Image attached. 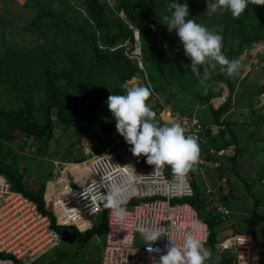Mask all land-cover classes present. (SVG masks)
<instances>
[{"label":"rangeland","instance_id":"374dc122","mask_svg":"<svg viewBox=\"0 0 264 264\" xmlns=\"http://www.w3.org/2000/svg\"><path fill=\"white\" fill-rule=\"evenodd\" d=\"M68 1L70 8L66 10L65 4L61 0H0V61L3 58L18 60L20 56L27 58L31 55L28 59L29 65L42 59L44 63L62 66L67 60V53H79L82 56V52H84L85 56L89 57L90 55L85 52V44L79 43V34L73 32L69 35H56L55 20L49 16L42 17L35 25L29 27L40 13L42 5L46 7L45 9L53 10L56 15L62 16L66 13L68 19L73 23H81V19H77V13L85 10L82 0ZM100 1L112 9L115 7L116 0ZM213 2L214 0H203L202 13L207 17L218 12V10L212 12L208 9V6ZM34 4H38L39 8H33ZM118 14L120 17H124L122 12ZM246 24L264 27V5H252V13ZM204 26L222 35L221 51L223 55L229 47L237 46V42L228 36L227 42H225L224 34L227 35V32L224 31V27L207 24ZM166 32L164 37L167 41L182 50L180 64L183 70H179L173 62L167 60L166 49L163 48L165 54L159 56L158 67L146 69L142 76L131 79L129 81L130 86L150 87L153 93L150 97L151 104H156V102H160L161 106L172 104L180 114L189 116L193 114L196 120L204 126L215 124L210 109L218 110L228 99H230L228 109L222 114H227V116L223 120L235 119L240 121L239 114L242 116L247 112L251 115L257 112L258 116L253 119L259 118V111L253 109L256 104L253 103V100H259L257 106L258 103L260 106V99L264 98V39L250 43L239 56L233 58L240 62V68L234 77H229L232 83L230 95L229 88L225 83L218 80L216 71L211 68L209 69V77L201 83L203 68L207 66L200 67L201 78H198L191 72V59L185 55L183 45L175 30L169 31L167 27ZM224 42L226 47H223ZM127 50L131 51L128 55L129 58L136 60L139 68L143 70V64L140 61L141 48L135 42L134 45L128 43ZM249 51L251 52L249 53ZM10 66L12 65L9 63L6 69L8 70ZM216 68L222 76H227L225 72L220 70L219 65ZM11 70L17 71L19 68L12 66ZM151 73L155 76L157 84L155 86L161 89L158 92L154 91V84L148 80L147 76ZM103 80H105L103 81L105 88L110 90L115 79L106 77ZM35 81H39V77H36ZM101 81L99 80L98 83ZM33 82L24 79L25 84ZM183 87L187 88L190 93L184 91ZM12 88L9 83H0V109L12 111L22 106L21 94L16 93ZM44 101L45 91L43 89L33 94L35 105ZM88 103L97 109V113L99 111L98 115L101 118L108 120L113 117L107 102L97 103L91 98L77 94L73 95L71 103L66 104L65 110L68 113L78 114L87 108ZM255 108L258 107L255 106ZM50 116L53 124L50 140L20 135L11 142L3 141L0 144V160L17 176L25 191H31L42 196L44 208L52 211L57 226H74L79 233H84L88 227L85 221L72 211L71 189L74 190L88 178L87 161L93 155L102 152L114 140L120 139L123 143L126 141L117 132L103 133L99 131L89 120H82L65 126L57 120L55 110L50 112ZM160 117V120H164L165 123L170 121L167 113ZM35 119L39 123L43 121L42 110L35 114ZM263 119L262 117L261 121L264 122ZM246 122L247 119L242 118L241 124ZM233 128L238 138L243 142H247L249 140L248 135L252 136L254 131L251 126L240 124ZM231 139L230 134L225 132L217 137L215 145L217 147L224 146V140L230 142ZM244 147L243 152L247 151ZM225 148L228 157L220 158L221 168L218 171L206 166L202 167V173L194 176L196 190L199 194L207 197L204 191L209 188L211 194L214 195L217 192L215 180L219 184L221 178H225L226 182L228 180L227 183L221 185L223 195L226 196L223 202L230 215L218 226L220 230L229 226L228 228L236 227L243 234L251 231L254 221L252 211L255 206L254 203L258 202L260 206L257 203L258 206L255 210L262 220L260 224H257L258 226L256 225L255 230L258 231L256 238L262 240L260 239L262 237L260 231L264 232V199L261 196L264 193V185L259 182V172L257 175L255 172H250V175L246 176L239 171V175H236L229 161L231 154L236 150L235 144ZM250 152L254 155L258 154L255 149L250 150ZM248 163L251 165V160ZM195 168L197 167H193L191 170L192 173ZM202 174L206 178L207 185L204 183ZM229 190L231 191L230 195ZM141 201L145 200L134 201L132 204ZM96 221L91 220V227L97 223ZM231 222L235 227L230 224ZM101 243L102 239L95 237H92L87 243H82L79 239L71 244L61 241L57 248L33 264H99Z\"/></svg>","mask_w":264,"mask_h":264},{"label":"trees","instance_id":"16d2710c","mask_svg":"<svg viewBox=\"0 0 264 264\" xmlns=\"http://www.w3.org/2000/svg\"><path fill=\"white\" fill-rule=\"evenodd\" d=\"M61 2L65 4L66 10L70 8L68 0H61ZM173 2L187 4L190 12L188 18L195 19L197 23L224 27V31L227 32V35L224 34L225 42H227V36L237 42L236 47L231 46L225 52V57L230 61L239 56L250 43L264 39V27L262 25L252 26L246 24L252 13L253 4L251 3L239 18H233L230 11L220 9L217 13L207 17L202 13L203 0H116L113 9L100 0H82L85 10L77 13V19L80 18L81 23H73L68 19L66 13L59 16L53 10L45 9L44 5L42 7L39 5L41 7L40 13L34 18L29 27L35 25L42 17L49 16L55 20L56 35H69L77 32L80 36L79 43L85 44V52L90 56H85L84 52H82V56L79 53H67V60L62 66L44 63L42 59L29 65L28 59L31 55H26L27 58L20 56L18 60L3 58L0 61V83H9L16 93L21 94L23 104L12 111L0 109V144L3 141L11 142L20 135L50 140L53 126L50 116L52 110L56 111L57 120L65 126H70L82 120H89L103 133L117 132L115 119H102L98 115L97 109L91 106V103H88L87 108L78 114L66 112L65 106L67 103H71L73 95L76 94L91 98L97 103L107 102L110 94H125V90L121 85L133 78L142 76L146 69L158 67L159 56L165 54L163 48L166 49L165 56L167 60L173 62L179 70H183L180 64L182 50L167 41L164 35L167 33L168 26L162 24L163 16H171L168 5ZM38 4H34L33 8L38 9ZM119 12H122L124 17H120ZM135 30H137L139 36V46L142 54L140 61L143 64V70L139 68L136 60H131L128 56L131 52L127 50L128 42L130 41V45H134L136 42ZM225 42L223 47H226ZM9 63L14 68L18 67L19 70H11L12 66L7 70L6 67ZM214 71L217 73L218 80L225 83L229 88V94L231 95L232 83L229 77L222 76L217 68ZM36 77H39V81H35ZM106 77L115 79L110 90H107L104 86L103 81L105 80L103 78ZM147 77L149 82L154 84L155 92L161 90L160 87L155 86L157 84L152 73ZM24 79L34 82L25 84ZM99 80H102L101 83H98ZM41 89L45 91V101L35 105L33 94ZM183 89L188 91L187 88L183 87ZM188 93L190 92L188 91ZM229 100L218 110L210 109L215 124H209L207 135L213 143L216 142L215 140L220 134L225 132L234 138L231 130L232 123L221 120V115L228 109ZM150 102L149 98L147 103L156 112V120L161 124L165 123L159 119L164 106H161L162 104L159 102L153 105ZM172 108L177 111L173 106ZM41 110L43 121L39 123L35 119V114L38 111L41 112ZM212 125L219 126V132L216 136L211 133L210 127ZM231 143L224 140V147L231 145ZM234 158L235 156H232V160ZM135 159L140 167L150 166L146 162L147 158L143 155L135 156ZM232 160L230 162L234 165ZM165 173L167 176L173 174L171 168L167 165H165ZM0 174L7 178L14 191L26 195L37 205L41 213L48 215L53 227L58 231L71 230L82 243H87L95 236L101 238L106 228V209L96 218L97 223L84 233H79L74 226H57L52 211L44 208L42 196L31 191H25L17 176L1 160ZM187 177L193 188V196L180 199L178 202H186L198 212L199 218L209 228L207 244L223 256L221 258L222 264H233V254L230 251L220 249L216 243L214 228L219 226L223 219L216 215L213 209H209L206 205V197L201 196L196 190L192 171L187 174ZM173 202H176V200ZM257 203H254L255 208L252 211L254 221L250 233H254L256 225L261 222V217L255 210Z\"/></svg>","mask_w":264,"mask_h":264},{"label":"built area","instance_id":"2783aa9c","mask_svg":"<svg viewBox=\"0 0 264 264\" xmlns=\"http://www.w3.org/2000/svg\"><path fill=\"white\" fill-rule=\"evenodd\" d=\"M162 113L169 114L170 121L179 123L185 129L186 136H193L197 140L200 155L193 167L202 169L208 166L215 171L221 168L220 158L228 157L226 148L223 145L217 147L211 142L207 135L208 126L199 123L194 115L174 111L171 105L164 106ZM212 126L211 133L215 136ZM125 166L133 167L137 174L134 185L136 192H129L125 197L128 214L124 220L106 209V228L101 236L99 264H157L160 255L166 254L170 244L168 236L180 245L185 233L194 228L198 238L207 244V224L190 204L178 202L193 196L189 178L173 174L167 176L165 166L156 173L154 166L140 167L129 146L123 145L120 139L114 140L87 161L88 178L74 190L71 189L72 211L85 221L87 229L92 228L91 220H96L105 209L99 194L90 196L88 187L93 180L101 182L102 170L119 182ZM258 179L264 185V166L259 170ZM225 183L226 179L221 178L220 184ZM100 191L106 193V189ZM210 194L211 191L207 189L208 206ZM140 200L145 201L132 204ZM212 209L223 220L229 218L230 212L223 201H217ZM141 227L166 233L153 244V248H159L160 252L149 253L146 250L145 241L138 231ZM95 238L99 239L97 236ZM61 241V232L53 227L50 217L41 213L26 195L14 191L7 178L0 174V264H33L57 248ZM218 247L233 254V264H264L262 259L252 256L253 245L249 235H232L223 239Z\"/></svg>","mask_w":264,"mask_h":264},{"label":"clouds","instance_id":"9594fccd","mask_svg":"<svg viewBox=\"0 0 264 264\" xmlns=\"http://www.w3.org/2000/svg\"><path fill=\"white\" fill-rule=\"evenodd\" d=\"M250 3L264 5V0H214L208 9L212 12L218 9L230 11L233 18H239ZM168 9L171 16H163L162 24L167 25L169 31L175 30L185 55L191 59V72L201 78L200 67L207 65L203 68L201 83L209 77V69L214 70L217 65L228 77H234L238 73L240 62L236 59L230 61L222 54V35L197 23L195 19L188 18L190 12L187 4L173 2L168 5ZM121 87L125 94H110L107 106L115 119L117 132L132 146V154L136 157L145 156L147 164L154 166V173L167 165L174 176L186 177L199 160L197 140L193 136H186L185 129L175 121L161 124L156 120V112L147 103L152 96L150 87L130 86L129 82ZM102 172L101 182L93 180L88 187L89 195L98 193L103 207L112 210L118 219L124 220L128 214L125 197L129 192L135 194L137 174L133 167L125 166L119 182H116L111 175L103 170ZM100 189H106V193H102ZM138 231L149 253L160 252L159 248H153V244L166 233L144 227ZM168 239L170 244L166 248V254L160 255L157 264H206L212 259V251L198 238L195 228L185 233L180 245L171 236ZM219 259L220 256L217 255L216 261Z\"/></svg>","mask_w":264,"mask_h":264},{"label":"crops","instance_id":"0c3cea01","mask_svg":"<svg viewBox=\"0 0 264 264\" xmlns=\"http://www.w3.org/2000/svg\"><path fill=\"white\" fill-rule=\"evenodd\" d=\"M250 52L251 51H249V53ZM260 100H261L260 106H259V103H258V106H257V101L259 102V100H257V101L253 100V103H256L255 106L258 107L257 109L255 108V106H254V108L252 107L255 111H259L260 114H259V118L258 119H253V118L258 116L257 112L253 113V115L248 114V112H247L248 116H247V114H245V115L243 114L242 116H241V114H239L240 121L235 120V119L228 120V122H230V123L233 122L232 125H231V130L233 132L234 138L232 137L230 142H232L231 145L233 143L235 144L236 150L231 154L232 156H235V158H234L235 161H234V159L232 160V157H231V160H232V162H234V165H233V163H231V162L230 163H231V168H232V170H234L236 175H239V171H241V173L243 175H246V176H249L250 172L251 173L255 172L256 175H257L259 170L264 166V122L261 121L262 117L264 118V116H263L264 115V107H263L264 98L260 99ZM152 105H153V103H152ZM106 111H108V110H106ZM162 112L163 111H161V113L159 115V119L161 118L160 116H162V114H163ZM98 114H99V111H98ZM226 116H227V114L222 115L221 116V120L225 119ZM113 118L114 117H112L111 119H108V120H112ZM242 118L247 119V122L245 124H241ZM238 124L244 125V126H251L252 130H254L253 133H252L253 134L252 136L248 135L249 140H247V142H243L236 135L233 127L238 126ZM212 127L213 128H217L219 130V126H217V125H213ZM254 127H255V129H254ZM124 144L129 146V148L131 149V147H130L131 145L123 143V145ZM243 146H245L244 149H247V151L243 152ZM252 149H255V151H257L258 154L254 155L253 153H251L250 150H252ZM239 155H240V157H239ZM231 160H229V161H231ZM250 160H251V165L248 163ZM232 165H233V167H232ZM256 167H257V169L255 170ZM194 170L195 171L192 173L193 174V179H194L195 175L202 173V169H200L198 167L195 168ZM202 176L204 177V183L207 185L205 176L203 174H202ZM215 182L216 183H214V184H216L217 192L214 194L215 196L213 194H211V196H209L210 205L209 206L207 205L209 207V209H211V210H212V207H213V205L215 204V202L217 200L224 201L226 199V196L223 195L222 185L219 184V182H217L216 180H215ZM227 182H228V180H227ZM207 189H209V188H207ZM228 193L230 195L231 191L229 190ZM201 196H203V195H201ZM261 198L264 199V193L261 196ZM258 205L260 206L259 203H258ZM254 208H255V206H254ZM260 220H262V218ZM230 224L234 226L233 222H231ZM228 227L229 226H226L225 228H223L221 230L218 229V226H216L214 228V231L216 233V243H217V245L223 239H225L227 237H230L232 235H241V236L242 235H249V238L251 239V242H252V245H253L252 248H253V250L256 253L254 255V258H259V259H262L264 261V232L260 231V233L262 234V237L260 239H262V240H259V239L256 238V236L258 235V231H256V230L254 231V233H250L251 231H247L246 233L243 234V233L239 232L238 229L235 226H234L235 228H228ZM205 247L209 248L212 251V259L210 261L206 262V264H222L221 258L223 256L221 254H219L218 252H216L214 249H212V247L209 244H206ZM217 255L220 256V259H219L218 262L216 261V256ZM252 255H253V252H252Z\"/></svg>","mask_w":264,"mask_h":264},{"label":"water","instance_id":"95a60500","mask_svg":"<svg viewBox=\"0 0 264 264\" xmlns=\"http://www.w3.org/2000/svg\"><path fill=\"white\" fill-rule=\"evenodd\" d=\"M134 36H135V40H136V45L139 46V42H138L139 36H138L137 30L134 31ZM128 43H130V41ZM139 48H140V46H139ZM212 130H213L214 134H217L219 132V130L216 128H213ZM61 235H62V242H67V243L71 244V243L75 242V240H76V235L74 233H71L69 230L62 231Z\"/></svg>","mask_w":264,"mask_h":264},{"label":"bare ground","instance_id":"6f19581e","mask_svg":"<svg viewBox=\"0 0 264 264\" xmlns=\"http://www.w3.org/2000/svg\"><path fill=\"white\" fill-rule=\"evenodd\" d=\"M252 252H253V255H252V256L254 257V255H255L256 253L254 252L253 248H252Z\"/></svg>","mask_w":264,"mask_h":264},{"label":"flooded vegetation","instance_id":"af4514ba","mask_svg":"<svg viewBox=\"0 0 264 264\" xmlns=\"http://www.w3.org/2000/svg\"><path fill=\"white\" fill-rule=\"evenodd\" d=\"M78 240V238H77V236H76V240L75 241H77ZM78 245V244H77Z\"/></svg>","mask_w":264,"mask_h":264}]
</instances>
